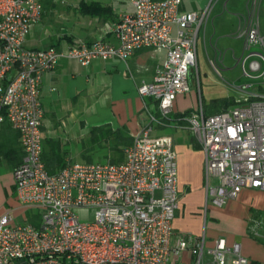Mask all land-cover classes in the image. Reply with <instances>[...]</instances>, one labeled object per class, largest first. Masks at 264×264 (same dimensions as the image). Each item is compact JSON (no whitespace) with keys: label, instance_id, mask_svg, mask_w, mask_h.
<instances>
[{"label":"built area","instance_id":"2783aa9c","mask_svg":"<svg viewBox=\"0 0 264 264\" xmlns=\"http://www.w3.org/2000/svg\"><path fill=\"white\" fill-rule=\"evenodd\" d=\"M212 0L184 11L181 0H128L132 12L112 26L117 42L101 36L56 51L30 49L25 40L41 18L42 0H0V123L18 134L23 151L12 170L16 199L35 212L37 223L18 222L11 212L0 215V264H190L203 261L204 238L174 235L177 207L176 153L157 128H185L203 152L205 203L223 206L244 188L264 191V36L254 16L257 0H248L237 63L245 79L237 86L244 100L206 115L201 106L173 115L177 95L199 94L197 39ZM163 51L150 81L137 86L151 98L147 120L133 134L118 163H66L49 173L42 160V77L59 59L88 65L93 59L126 60L140 49ZM92 210L81 222L79 211ZM260 221L250 231L260 235ZM208 264H247L241 246L217 238L207 249Z\"/></svg>","mask_w":264,"mask_h":264},{"label":"crops","instance_id":"0c3cea01","mask_svg":"<svg viewBox=\"0 0 264 264\" xmlns=\"http://www.w3.org/2000/svg\"><path fill=\"white\" fill-rule=\"evenodd\" d=\"M91 2L107 7L108 11L100 15L83 13L81 5ZM208 2L181 0V9L197 10ZM247 4L248 0H212L202 28H206L214 11V28L220 35L232 33L242 36L240 31L247 14ZM42 7L40 20L32 26L25 40V46L30 49L62 51L73 45L91 42L99 36L115 44L117 39L112 30L113 24L122 15L132 12L128 0H42ZM254 22L264 36V0H257ZM164 56L163 51L144 48L123 61L117 58L93 59L86 66L73 59L60 58L55 69L42 77L39 87L43 109L41 145L46 147L48 140L57 142L62 161L72 163L67 146L84 147L83 142L88 140L92 146L108 145L98 132L92 135V129L119 130L132 140L133 134L147 120L145 108L155 110V102L151 98L140 97L137 86L142 80L152 79L154 67ZM221 57L219 53L218 58ZM199 106L205 113L200 95L195 91L179 94L174 100L173 115ZM166 130L169 132L163 133ZM185 131L188 130L166 127L157 128L154 132L155 135L168 137L176 153L177 215L174 213L171 222L174 235L203 237L205 264L211 260L207 249L214 245L217 238H223L227 245L239 243L247 264H264V191L244 188L223 206H207L204 210V156L196 138L184 135ZM97 140L100 142L96 144ZM0 143L6 155L23 152L18 134L7 122L0 123ZM78 154L83 157L85 152L78 150ZM0 169L7 171L0 173V215L7 211L18 222L27 220L29 210L24 209L15 196L13 169L5 164ZM253 220L261 222L260 230L258 228L260 235L250 231ZM181 260L183 264H190L191 261L185 251Z\"/></svg>","mask_w":264,"mask_h":264},{"label":"rangeland","instance_id":"374dc122","mask_svg":"<svg viewBox=\"0 0 264 264\" xmlns=\"http://www.w3.org/2000/svg\"><path fill=\"white\" fill-rule=\"evenodd\" d=\"M215 20L216 16L214 15V11H212L206 23V28H202L199 33L196 47L197 64L196 69L192 71V76H195L196 71L198 72L199 95L204 109L207 110L212 109L211 102L215 99L231 98L234 101L230 106L232 108L237 105V101L244 100L245 98L237 90V86L245 81L241 76V66L237 63V59L242 54L244 40L242 36H237L232 33L220 35L217 29L214 28ZM219 53L222 56L220 59L218 58ZM164 132L169 131L166 130ZM183 134L192 137V133L188 131H185ZM83 144H85L84 147L79 146V148H74V146L70 145L67 146L66 149L72 163H84L87 161L106 163L110 159V156L106 153V149H109V147L106 145L95 147L92 146V142L89 140L84 141ZM78 150L79 152L80 150H84L85 154L83 157L78 154ZM0 173L4 174L7 171L1 169ZM212 205L211 203H207L204 205V210L207 206ZM92 214V210H87L79 211L77 215L81 222H88L91 220ZM175 215H177L176 212ZM26 217H28L27 222L35 223V220L38 221V217L35 216L34 211H28Z\"/></svg>","mask_w":264,"mask_h":264},{"label":"trees","instance_id":"16d2710c","mask_svg":"<svg viewBox=\"0 0 264 264\" xmlns=\"http://www.w3.org/2000/svg\"><path fill=\"white\" fill-rule=\"evenodd\" d=\"M81 10L85 14L100 15L108 11V8L100 5L97 2H91L89 4H82ZM233 103L234 101L228 97L215 99L211 102V106H212L211 110L204 109L205 114L211 115L218 113L223 109L230 107ZM187 113L188 111H186V114ZM97 130L98 129H92L91 134L95 135L96 132H98V134L105 141H108V145L106 146L109 147V149L108 148L106 149V153L108 156H110V159L107 160V162L110 163L121 162L123 160V149L126 146H128L132 140L130 138H127L125 134L119 130H111L109 128L106 129L105 131L103 130L97 131ZM99 142L100 141L97 140L96 144ZM11 153H12L11 155L9 154L6 155V152L3 149V145H1L0 143V168L5 164L8 167L14 169L20 163L21 158L23 156V152L21 153L18 152L17 154L13 152ZM42 160L49 173H55L66 165V163L62 161V155L57 142H54L52 140H48L46 142V147L45 145L42 146Z\"/></svg>","mask_w":264,"mask_h":264}]
</instances>
